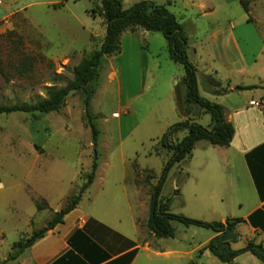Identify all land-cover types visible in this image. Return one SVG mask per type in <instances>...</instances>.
<instances>
[{
  "label": "rangeland",
  "instance_id": "374dc122",
  "mask_svg": "<svg viewBox=\"0 0 264 264\" xmlns=\"http://www.w3.org/2000/svg\"><path fill=\"white\" fill-rule=\"evenodd\" d=\"M139 1L122 0L124 8ZM151 1L168 3V10L183 26L189 37L190 59L198 69L200 95L215 102L201 84L202 71L211 70V64L214 65L211 62L208 66V55L214 51L212 34L234 33L243 53L251 59L250 56L259 49L256 37L264 33V3L252 0L250 15L239 2L217 7L219 3H196L197 0ZM0 2H3L0 3V67L8 79L0 87V105L34 103L46 97L47 88L52 84L65 86L74 77V66L100 44V40H91L92 33L102 30V19L91 15L96 0ZM28 3L38 4L22 10V14L10 15L12 8L16 10ZM128 33L120 53L105 62L91 102L92 113L99 116L95 123L100 130L95 182L83 195L77 211L68 216L65 226L60 229L71 228L79 220H97L137 242L139 234L140 246L149 242L155 247L159 243L162 248L187 249L189 244L203 242L213 233L173 222L176 236L157 238L156 241L146 227L152 186L159 182L171 156L169 149L163 146L162 138L166 135L167 143L176 144L187 135L182 131L171 135L174 126L187 117L182 110L186 107V87L181 81L177 86L184 69L170 58L162 33ZM223 43V40L218 42ZM42 51L48 56H61L72 51L79 55L61 75L58 61L45 56ZM237 58V53H233L232 63ZM228 63L218 61L214 69L220 70L223 77L234 80L226 73ZM112 65L117 73L114 81L109 78ZM254 70L257 72L259 68L255 65ZM240 81L245 86L264 87V77L253 75ZM0 82L6 81L0 76ZM206 83L210 84V81ZM250 93H230L219 100L224 101V106L243 104ZM260 93L261 90L256 91L255 97ZM85 97L84 91L71 93L59 112L37 121L20 112L0 116V237L6 236V240L0 242L1 261L8 252H13V242L21 238L26 240L34 232H43L53 219L54 211L66 207L92 171L94 147L85 118ZM179 97L184 98L179 100ZM197 123L209 127L211 116L206 114ZM244 171L243 164L235 163L219 148L201 141L191 157L172 168L161 197L171 199V212L192 219L211 222L229 216L245 218L258 196L245 182L248 173ZM148 176L152 177L149 183L146 181ZM212 177L215 180L212 181ZM224 178H230L232 182L231 185L223 184L230 197H225L224 201L218 195L214 199H205L204 191L213 185L223 189L220 182ZM193 179L200 181L199 186ZM32 199L46 201L51 208L38 214ZM227 204H232V208L222 210L221 205ZM36 214L29 232L28 222ZM240 231L239 246L243 248L251 230L242 224ZM260 240L256 238L257 242ZM153 251H156L153 247L151 251L140 250L135 264H195L188 262V258L158 257Z\"/></svg>",
  "mask_w": 264,
  "mask_h": 264
},
{
  "label": "trees",
  "instance_id": "16d2710c",
  "mask_svg": "<svg viewBox=\"0 0 264 264\" xmlns=\"http://www.w3.org/2000/svg\"><path fill=\"white\" fill-rule=\"evenodd\" d=\"M240 4L243 6L246 13L250 12L249 0H240ZM91 13L93 16L98 14L104 19L106 35L100 47L93 50L88 56L83 57L82 60L74 66L73 79L60 88L56 87V83H54L53 86L47 88L46 97L34 103L0 105V116L20 112L29 114L33 121H37L50 113L59 112L64 107L66 98L71 93L84 91L86 94L84 100L85 118L92 132L94 147L92 171L86 175L85 182L78 188V192L71 198V200L68 201L66 207L54 214L53 219L48 223L46 228L52 230L57 225L62 224L65 217L77 208L83 195L95 181L99 160L98 140L100 130L95 123L99 116L92 113L91 102L97 92V82L100 75V69L106 57L120 53V37L125 32H136L144 29L149 32L162 33L167 40L171 59L183 67V83L186 86V107L196 105L202 111L209 114L212 121L211 126L209 127H205L193 119H187L177 123L174 126L171 135L184 130L187 131V135L176 144L167 143V136H163L161 142L164 147L169 149L171 156L164 166L159 182L152 186L149 217L146 222V227L150 235L158 239L174 238L175 228L172 223L179 222L186 227L193 226L214 232L216 235L200 252H203V250H209L212 256L216 257L223 264H231L238 256L247 252H250L264 263V245L262 243H256L251 240L241 249L235 250L233 248V244L238 243L240 240L241 236L238 226L245 222L244 219H227L225 222H208L192 219L171 212V199L168 198L163 200L161 197L162 189L172 168L191 157L198 142L206 141L215 147H229L235 136V127L227 120L223 106L200 95L197 68L189 58V38L183 26L179 23L175 15L168 10L167 5L157 4L150 0L139 1L129 8H124L122 0H96L95 7L92 9ZM0 74L5 78L6 82H8L1 67ZM207 80L210 81V86L212 87V93L214 95L228 93V90L222 88L221 83L215 78L208 77ZM256 88V86H239L236 90L244 91ZM262 149H264V145L249 153L247 158L259 194L264 200V194L261 192V187L258 183L257 172L251 163L252 157L256 155L255 153ZM151 178V176L147 177V183L150 182ZM34 202L38 211L48 208V203L46 201L34 199ZM248 221L255 228L264 231V211H257L249 217ZM45 234L46 233L41 234V232H34L30 238L26 240L22 239L14 243L12 246L13 252L6 260L0 261V264H7L8 261L15 260L22 251L32 246L37 240L43 238ZM79 236L85 237L89 243L91 242L93 247L98 249L96 243L83 235L81 231H77L74 236H72L70 244L75 246V243L79 241ZM92 253L94 256L96 255L93 251ZM135 254L136 252H132L123 257L120 261L124 264H129ZM73 255V252H69L54 264H61L68 259L71 261V256ZM108 258L109 256L106 257V259ZM94 264H97L96 260Z\"/></svg>",
  "mask_w": 264,
  "mask_h": 264
},
{
  "label": "crops",
  "instance_id": "0c3cea01",
  "mask_svg": "<svg viewBox=\"0 0 264 264\" xmlns=\"http://www.w3.org/2000/svg\"><path fill=\"white\" fill-rule=\"evenodd\" d=\"M249 1H250V12H249V14L251 15L252 8H253L252 7V0H249ZM212 2L213 3H219V4H216L217 7H219L222 5L228 6L231 3H236V2L240 3V0H197L196 3H212ZM253 2L254 3H264L261 0H253ZM0 3H3V2H0ZM5 4H7V3H5ZM33 4H38V3H28V4H25L24 6H22L19 9H16V10H14L12 8L10 15H13L16 13L22 14V10H26L28 7H30ZM165 5H168V3ZM215 8H214V10H215ZM91 15H92V13H91ZM92 17H94V18L99 17L102 19V30L98 33H92L93 35L91 36L92 42L100 40V44L98 46V47H100V45L102 44L104 37L106 35V25H105L104 19L101 16H99L98 14L95 16L92 15ZM251 20H253L252 17H251ZM262 24L264 27V19H263ZM139 31L143 32L144 34H146V32H149V31H146L144 29L138 30L136 32H139ZM128 36H129V33L125 32L120 37V46L125 45V41H126V38ZM130 36L134 37L135 34H133V35L130 34ZM211 38L214 42V51H213L212 55H210V54L208 55V58L210 60L208 62V66L211 64V62L214 63V65H217L218 61H221V62L229 61L228 65H227L226 73L230 77L234 78V80H231L229 77H225V76H224L225 77L224 78L222 76V74H220V72H219L220 70H217V68H215L216 70L214 69L213 64H211V70L202 71L201 84L203 86V90L206 93H208V95L213 97L215 102H218L223 106L227 120L229 122H231L235 127V136H234V139H233L231 145L229 147H218L217 146V148L220 149L221 153L226 158H229L230 160L234 161L235 163H240V165L243 164L244 170H245L244 172L248 173V177H247V175L245 177V182L250 187L251 186L253 187L252 190H254V192H256L257 196H258L257 202L253 205V207H251L249 209L245 218H242L245 220V222L241 223L238 226L240 236L242 237V234L240 231V226L243 224L251 230V236L246 238V241H247L246 244L249 241L253 240L256 243H262L264 245V231L259 229V228H255L248 221L249 217L251 215H253L254 213H256L257 211H260V210L264 211V200L261 198V196L259 194V190H258L256 181L253 178L252 172L250 170V166L248 164V158H247L249 153L255 151L256 149H258L259 147L264 145V87H262L260 85H256V87H257L256 89L244 90V91L236 90V88L239 86H243V87H249L250 86V85L245 86V85L241 84L240 79L243 77H252L253 75H255L257 78H263L264 77V76H262V73H264V33L258 34V36L256 37V39L259 41V49H258V51H256L255 53H253L250 56L251 59H248L246 54L243 53V50L240 47V44L236 38V35H234V33H232V32L231 33H217L216 32V33L212 34ZM121 40H123V41L121 42ZM220 40H223L224 43L218 44V42ZM221 48H222V50H221ZM42 52L45 56H47L49 58H53L54 61H58V63L60 64V67H61V69L59 71V73L61 75H63V69H65V67L72 62L74 57L79 55V53L76 51L75 52L72 51L69 54H65V55H61V56H58V55L57 56H48L44 53V51H42ZM195 52L197 53V51H195ZM233 53H237V56H239V58H237V60H235L232 63L231 56L233 55ZM188 55H189V48H188ZM108 58L109 57H106L103 65L100 69V75H99L98 82H97V89H98V84H99L101 72H102V70L104 68V64ZM189 58H190V56H189ZM260 62H261V65H259ZM255 65L259 68V70L257 72L254 70ZM214 75H216L217 78ZM0 76H1V78H3L5 80V78L1 74H0ZM183 77H184V75H183ZM183 77L181 78V80L178 79L177 86H179L180 81L183 83ZM208 77L215 78L216 80L221 78L220 79L221 81L220 80H218V81L221 83L222 88L228 90V93L223 95V96L214 95L212 93V87L210 86V84L209 83L204 84L205 81H208L207 80ZM109 78L111 81H114L117 79V73H116L115 67L113 65H112V73L110 74ZM197 78H198V69H197ZM0 83H2V82H0ZM6 83L7 82L0 84V87L4 86V84H6ZM198 86H199V80H198ZM258 90H261V93L257 97H255L256 91H258ZM246 91H250L251 93H250V96L246 99V102H244L243 104L224 106V104H223L224 101L222 103L219 100L220 98H223V99L226 98V95H229L230 93L246 92ZM185 96H186V94H185ZM183 98L184 97H179V100L183 99ZM258 98H259V100H257ZM181 101L183 102V100H181ZM184 102H185V100H184ZM252 102H258V103H260V106L259 107L255 106L252 104ZM182 110H184L186 112L185 116H187V117L181 121H185L187 119H193L194 121L197 122L198 119H200L202 116L207 114L204 111H202L200 108H198L196 105H191L190 107H185V109H184V107H182ZM115 115H118V113H116ZM209 126H211V123L209 124ZM182 132L187 133L186 130H184ZM255 154L256 155L254 157H252V159H251V163L253 164V167H255V170H256L257 176H258V183L260 184L261 192L264 194V149L257 151ZM189 179H190V176H189ZM193 180L195 181V179H193ZM211 180L213 181L215 179L212 177ZM230 180H231L230 178H224L223 180H221L220 184L221 185H223V184L231 185L232 182ZM187 182H188V180H187ZM195 182L199 186L200 181L196 179ZM1 187H2V179L0 178V188ZM198 189L201 190L199 187H198ZM227 190H228V188L224 185H223V189H219L218 187H214V185H213L212 187L208 188L207 191H204V193L206 194V196L204 198L205 199H214L218 195L219 198L221 199V201H224L225 197L226 198L230 197ZM197 192H195V193H197ZM1 193H2V191L0 190V194ZM220 193H221V195H220ZM33 202H34V200H33ZM78 206H77V208H78ZM48 207H50V206H48ZM77 208L65 217L64 222L62 224H59L54 229L49 230V232L46 233L43 238L37 240L32 246H30V247L26 248L24 251H22L15 260L8 261L7 264H54L57 262V260H59L61 257H63L64 255H66L69 252L74 253V255L71 256V261L68 259L66 262H63L61 264H94L95 260L97 261V264H124L120 260L123 257H125L126 255H128L132 252H136L134 258L129 263V264H135L136 260L139 256L140 250L145 249L147 251H151V247L156 249V251H153V253L156 254L158 257L164 256L167 259H168V257H172V258H175L178 260H182L183 258H188V262L194 261L195 264H223L216 257L212 256V254L210 253L209 250H203V252H200L209 243V241L216 235L212 231L211 232L213 234L210 235L206 240H204L203 242H200L198 244L195 243L194 245L189 244V247L187 249H184L183 247L168 249V246H166V248H164V247L162 248L159 245V243H158V245L156 243V245H157L156 247L150 245L149 242H144L145 246H140L141 240H139V237H140L139 234H138V242H137V241L132 240L129 237L125 236L124 234L113 230L112 228L108 227L107 225L100 223L97 220H96V222H92V221L89 222L87 220H79L78 223L75 224L73 227H71V228L69 227L65 230L63 229L64 231L61 230L60 228L65 224L68 216H70L72 213L77 211ZM231 208H232V204L221 205V209L225 210V211L230 210ZM45 210L38 211V209L36 207V211L38 214L45 211ZM54 212L56 213L57 210H55ZM38 214L34 215V217H32L29 220V222H28V228L30 229L29 232L31 231L32 223L33 222L35 223V220H36V217ZM227 219H234V218H233V216H229V218H227ZM227 219H223L222 222H225ZM136 224L140 229V226L138 225L137 222H136ZM77 231H81L83 233V235H85L91 241L96 243V245L98 246V249L93 247L91 242L89 243L85 239V237H81V236L78 237L79 241L75 243V246L71 245L70 239L72 238V236H74V234ZM241 237H240V240H241ZM256 238H260L261 239L260 242H257ZM22 239L23 238H21L20 240H22ZM155 239L157 241V238H155ZM5 240H6L5 234H2L0 237V242H3ZM20 240L13 242L11 244V248H12L14 243H16ZM240 240L238 241V243L233 244V248L235 250L242 248V246H239ZM246 244H245V246H246ZM245 246H243V247H245ZM99 249L102 251H100ZM92 251L94 252V254H96L95 256L93 255ZM11 253L12 252H8L7 256H5L3 258V260H6ZM107 256H109L108 259H106ZM214 258H216V260ZM259 261L260 260L258 258H256L253 254H251L250 252H247V253H244V254L238 256L231 264H261Z\"/></svg>",
  "mask_w": 264,
  "mask_h": 264
},
{
  "label": "built area",
  "instance_id": "2783aa9c",
  "mask_svg": "<svg viewBox=\"0 0 264 264\" xmlns=\"http://www.w3.org/2000/svg\"><path fill=\"white\" fill-rule=\"evenodd\" d=\"M252 104L255 106H258V107L260 106V103H258V102H252Z\"/></svg>",
  "mask_w": 264,
  "mask_h": 264
},
{
  "label": "water",
  "instance_id": "95a60500",
  "mask_svg": "<svg viewBox=\"0 0 264 264\" xmlns=\"http://www.w3.org/2000/svg\"><path fill=\"white\" fill-rule=\"evenodd\" d=\"M48 231V228H46L43 232H41V234H44Z\"/></svg>",
  "mask_w": 264,
  "mask_h": 264
}]
</instances>
